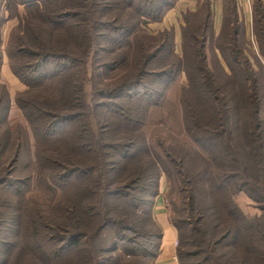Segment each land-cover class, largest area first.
Here are the masks:
<instances>
[{"label": "trees", "instance_id": "trees-1", "mask_svg": "<svg viewBox=\"0 0 264 264\" xmlns=\"http://www.w3.org/2000/svg\"><path fill=\"white\" fill-rule=\"evenodd\" d=\"M177 2L0 0V264H155L164 177L179 264H264V5L257 51L237 0L219 32L203 0L178 53L149 29ZM4 52L34 145L9 122Z\"/></svg>", "mask_w": 264, "mask_h": 264}, {"label": "crops", "instance_id": "crops-1", "mask_svg": "<svg viewBox=\"0 0 264 264\" xmlns=\"http://www.w3.org/2000/svg\"><path fill=\"white\" fill-rule=\"evenodd\" d=\"M203 0H178L176 6L167 13L169 17L174 22L182 24V13L186 10L195 11L200 5V2ZM211 3V8L213 12L214 25L216 32L220 31L221 25L224 21L225 16V0H209ZM264 5V0H262ZM253 4L254 0H237L239 20L244 25L245 36L251 44V48L255 51L258 49V44L256 37L253 33ZM166 17V16H165ZM3 74H7L11 79V72L8 67L4 66L3 63ZM13 79V78H12ZM12 80V83L16 82ZM165 191V179L162 178L161 181V195L156 200L155 203V216L159 224L163 229V240L161 246V253L157 258L155 264H179L177 257V240L178 233L175 227L172 225L169 218V211L163 196Z\"/></svg>", "mask_w": 264, "mask_h": 264}, {"label": "rangeland", "instance_id": "rangeland-1", "mask_svg": "<svg viewBox=\"0 0 264 264\" xmlns=\"http://www.w3.org/2000/svg\"><path fill=\"white\" fill-rule=\"evenodd\" d=\"M22 9V7H21ZM18 23L17 19H11L9 21H7L3 27V49L5 51V46L8 42L9 36H10V32L12 30V28ZM149 29L150 31L157 33L161 30L164 29H174L175 31V44H176V49L178 53H182L183 49H182V24L178 23V22H174L173 20H171L169 17H164V19L162 21H158V22H151L149 24ZM4 58H3V63L4 66L8 67L9 71L11 72V76L13 79H15L14 81L16 82L15 84L12 83V78L10 79L8 77L7 74H3V68H1V76H2V81L3 83H5V85L7 86L9 93H10V97H11V107H10V112H9V122L11 124L12 127H16L18 124H22L23 126H25L26 128H28L29 132H30V126H29V122L27 121L26 117L23 114V111L20 109V107L16 104V96L18 93L26 90V85L24 83L21 82V80L16 77L13 72L11 71L10 65H9V58L8 55L6 54V52H4ZM221 58V57H220ZM3 67V64H2ZM182 81H186L185 77H182ZM68 125L66 127H64L63 129L65 130V132L67 133H71L73 132L76 128H77V124H74V122L71 123H67ZM31 134V140L32 143L34 145L35 141H34V137ZM60 135H64V132ZM165 179V177H164ZM38 183L35 182L32 190V194H37L39 193L40 190H38L36 187ZM62 186L59 188L58 190V195L61 194L62 192ZM167 190V184H166V179H165V191ZM238 201L241 204V206L243 207V209L250 213V214H259L260 213V208L257 207L254 202L249 199V197H247L244 193L240 194V196L238 197ZM178 243V240H177Z\"/></svg>", "mask_w": 264, "mask_h": 264}]
</instances>
